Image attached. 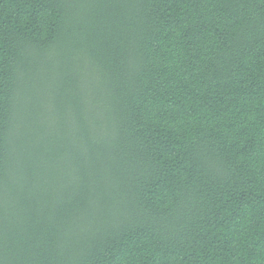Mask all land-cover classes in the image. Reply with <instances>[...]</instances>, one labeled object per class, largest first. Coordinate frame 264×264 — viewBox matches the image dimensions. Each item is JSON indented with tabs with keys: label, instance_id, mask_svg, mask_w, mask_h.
Returning <instances> with one entry per match:
<instances>
[{
	"label": "trees",
	"instance_id": "1",
	"mask_svg": "<svg viewBox=\"0 0 264 264\" xmlns=\"http://www.w3.org/2000/svg\"><path fill=\"white\" fill-rule=\"evenodd\" d=\"M0 264H264V0H0Z\"/></svg>",
	"mask_w": 264,
	"mask_h": 264
}]
</instances>
